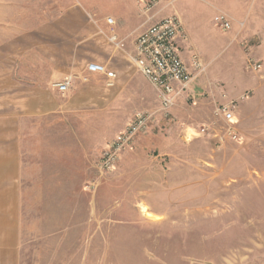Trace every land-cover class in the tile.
Wrapping results in <instances>:
<instances>
[{
    "label": "rangeland",
    "instance_id": "rangeland-1",
    "mask_svg": "<svg viewBox=\"0 0 264 264\" xmlns=\"http://www.w3.org/2000/svg\"><path fill=\"white\" fill-rule=\"evenodd\" d=\"M165 1L150 14L180 18V50L202 58L211 94L196 80L194 99L166 113L149 109V131L107 172L96 166L104 144L139 109L99 139L89 126L47 133L66 148L70 135L72 147L80 137L88 148L56 157L44 179L15 183L27 193L20 264H264V86L248 66L258 38L240 34L243 21L235 32L231 16L229 29L216 26L207 4L214 0ZM221 94L237 103L231 127L215 113Z\"/></svg>",
    "mask_w": 264,
    "mask_h": 264
},
{
    "label": "crops",
    "instance_id": "crops-1",
    "mask_svg": "<svg viewBox=\"0 0 264 264\" xmlns=\"http://www.w3.org/2000/svg\"><path fill=\"white\" fill-rule=\"evenodd\" d=\"M118 1L0 0V181L10 182L9 188H0V264H20L21 260L20 205L27 193L15 183L44 179L47 165L56 164V157L76 158L87 151L80 137L72 147L70 135L71 147L66 148L52 134L89 126L90 138L99 139L117 118L136 109L158 107L155 91L128 56L146 19L137 13L135 0ZM207 4L213 16L218 12L231 16L235 32L243 21L240 34L258 38L250 54L260 62V69L253 73L264 86V0ZM160 15L153 14L155 19ZM181 55L188 56L182 49ZM90 62L103 64L115 73L114 78L89 71ZM66 76L73 77L71 86L60 92L55 84ZM196 82L202 92L211 94L206 79L200 76ZM221 101V96L213 97V106ZM206 108L205 113H210ZM72 118L82 125H70Z\"/></svg>",
    "mask_w": 264,
    "mask_h": 264
},
{
    "label": "built area",
    "instance_id": "built-area-1",
    "mask_svg": "<svg viewBox=\"0 0 264 264\" xmlns=\"http://www.w3.org/2000/svg\"><path fill=\"white\" fill-rule=\"evenodd\" d=\"M165 0H137L136 6L140 15L146 19L143 30L133 40V49L128 54L136 70L140 72L155 91L158 100V110L168 112L179 97L193 99V84L206 69V64L196 53H189L187 58L182 57L178 42L185 39V33L180 18L174 14L160 15L157 19L150 14L151 10L165 3ZM108 23L112 18L108 17ZM214 23L221 30L230 28L227 15L219 13L214 16ZM111 40L120 45L114 36ZM249 70L260 69V62L252 57L249 60ZM87 69L91 72L104 74L112 79L115 73L108 70L103 64L90 62ZM73 77L66 76L55 86L60 92H66L72 83ZM247 97L241 95L237 100ZM226 99V94H221ZM237 110L236 100H224L215 109V113L228 127L235 122ZM153 121V112L137 110L133 113L124 127L111 137L101 150L96 166L99 172H107L114 168L120 154L134 144L138 136L149 131ZM230 133L233 131L229 130ZM234 135V134H232ZM235 136V135H234Z\"/></svg>",
    "mask_w": 264,
    "mask_h": 264
}]
</instances>
